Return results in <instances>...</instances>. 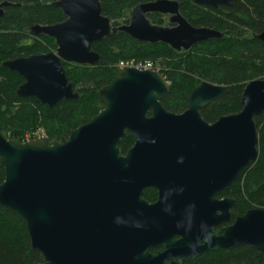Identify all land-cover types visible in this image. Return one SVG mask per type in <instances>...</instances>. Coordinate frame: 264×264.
Wrapping results in <instances>:
<instances>
[{
    "label": "water",
    "instance_id": "95a60500",
    "mask_svg": "<svg viewBox=\"0 0 264 264\" xmlns=\"http://www.w3.org/2000/svg\"><path fill=\"white\" fill-rule=\"evenodd\" d=\"M192 1L212 8L234 2ZM15 5L1 1L0 17ZM52 6L65 20L32 25L29 33L52 38L55 53L1 65L24 79L18 97H33L50 108L61 99L79 97L62 61L96 64L99 55L91 45L117 32L178 52L222 37L220 31L191 26L175 0L139 3L121 26H112L102 14L100 0H58ZM148 14L168 15L172 26L154 25ZM257 39L264 43V32ZM168 92L157 71L118 68L97 91L103 108L67 138L20 141L0 132V206L21 217L32 249L42 256L40 264H181L236 245L264 252V209L247 210L220 236L211 234L210 222L221 203L231 202L214 196L257 160L255 118L264 114V79L244 86L239 112L212 124L199 110L223 98L226 86L202 81L190 91L181 114L163 108ZM126 131L134 144L121 155L118 144ZM146 187L157 189L155 204L143 199ZM159 245L165 246L163 252H150Z\"/></svg>",
    "mask_w": 264,
    "mask_h": 264
},
{
    "label": "trees",
    "instance_id": "16d2710c",
    "mask_svg": "<svg viewBox=\"0 0 264 264\" xmlns=\"http://www.w3.org/2000/svg\"><path fill=\"white\" fill-rule=\"evenodd\" d=\"M9 1L18 6L6 7L0 17V132L8 139L26 141L39 129L49 139L66 138L71 130L86 123L102 108L97 91L112 80L120 62H150L168 82L169 92L161 103L174 113L185 109L190 91L202 81L226 86L223 98L200 110L202 118L209 123L239 112L244 86L254 79H264V43L255 36L264 31V0H234L232 6L216 10L191 0H176L192 26L216 28L224 32V37L178 52L162 43H143L117 32L92 44L101 54L99 65L64 66L66 77L78 89L79 97L61 99L49 108L33 97L18 98L15 90L22 79L1 65L16 57L47 52L42 43L53 46V39L45 35L30 37L29 28L35 24L53 25L65 17L59 8L52 6L58 0ZM149 1L153 0H100L101 12L113 26H118L128 22L134 6ZM149 18L152 23H162L159 16ZM255 125L257 160L246 168L230 191L237 201L238 215L252 208L264 209V114L255 118ZM131 142L127 135L121 139L120 149L124 151ZM3 177L0 163V183ZM150 193L146 192L148 199ZM41 262L42 256L32 249L21 217L0 206V264ZM183 264H264V252L236 245L206 252Z\"/></svg>",
    "mask_w": 264,
    "mask_h": 264
},
{
    "label": "flooded vegetation",
    "instance_id": "af4514ba",
    "mask_svg": "<svg viewBox=\"0 0 264 264\" xmlns=\"http://www.w3.org/2000/svg\"><path fill=\"white\" fill-rule=\"evenodd\" d=\"M176 1V0H175ZM192 1V0H191ZM178 2V1H177ZM193 2V1H192ZM194 3V2H193ZM234 3V2H233ZM195 4V3H194ZM197 5V4H196ZM200 6H205V5H200ZM206 7H209V6H206ZM220 7H222V8H224V7H227V6H218L217 8H212V7H209V8H212V9H218V8H220ZM230 7V6H229ZM179 12H180V14L182 15V13H181V11H180V4H179ZM150 15H156V16H159L160 18H161V24H156V23H152L151 21H150V18H149V16ZM182 17L188 22V20L182 15ZM147 18H148V20L152 23V24H154V25H161V26H172V24H170L169 23V16L168 15H159V14H148L147 15ZM64 20H65V18H64ZM62 22V21H61ZM128 22H129V18H128ZM128 22L127 23H125V24H128ZM59 23V22H58ZM111 23V22H110ZM189 23V22H188ZM125 24H121V25H125ZM190 24V23H189ZM111 25H112V23H111ZM121 25H118V26H121ZM191 25V24H190ZM113 26V25H112ZM192 26V25H191ZM194 27V26H193ZM201 27H205V26H201ZM195 28H200V27H195ZM205 28H210V29H214V30H217V31H220L221 33H222V37H224V32L223 31H221V30H218V29H216V28H212V27H205ZM262 32H264V31H262ZM262 32H260V33H262ZM260 33H258V34H260ZM258 34H256L255 36H256V38H257V35ZM30 37H34V36H30ZM221 37V38H222ZM37 38V37H36ZM220 38V39H221ZM52 39V38H51ZM210 40H219V39H210ZM210 40H207V41H210ZM207 41H205V42H207ZM29 43H31L30 41H29ZM53 43H54V45L53 46H49L50 44H47V43H45V42H43L42 43V45L43 46H45L46 48H47V52H43V53H40V54H31V55H28V56H21V57H16V58H13V59H9V60H6V61H10V60H14V59H18V58H26V57H30V56H36V55H43V54H49V53H55V51H56V48H57V46H56V43H55V41L53 40ZM201 43H203V42H201ZM198 44H200V43H198ZM196 45V44H195ZM195 45H193V46H195ZM92 46L93 45H91V50L93 51V52H95V53H97L98 55H99V61L96 63V64H94V65H92V66H89V65H80V66H88V67H95V66H97V65H99L100 64V62H101V54L98 52V51H96V50H94L93 48H92ZM192 46V47H193ZM191 47V48H192ZM190 48V49H191ZM181 51H183V50H181ZM188 51V50H187ZM120 64V63H119ZM119 64H118V68H124V67H119ZM73 65H77V64H74V63H70V62H65V61H62V66H63V69H64V66H73ZM9 71V70H8ZM152 71H157V70H152ZM9 72H11V71H9ZM64 72H65V69H64ZM158 72V71H157ZM11 73H15L16 75H18L16 72H11ZM65 75H66V73H65ZM19 76V75H18ZM20 77V76H19ZM21 79H22V82L18 85V86H20L23 82H24V79L22 78V77H20ZM67 78V77H66ZM164 78V77H163ZM68 80V79H67ZM166 81V80H165ZM69 83H71L70 81H68ZM167 82V81H166ZM110 83V82H109ZM108 83V84H109ZM168 83V82H167ZM71 85H72V83H71ZM107 85V84H106ZM106 85H104V86H106ZM18 86L16 87V89L18 88ZM104 86H102V87H104ZM72 88H73V90L74 91H76V92H78V89H76V88H74L73 87V85H72ZM101 88V87H100ZM99 88V89H100ZM98 89V90H99ZM79 94V93H78ZM15 95H16V90H15ZM17 96V95H16ZM18 97V96H17ZM18 98H21V97H18ZM30 98V97H29ZM59 102V101H58ZM57 102V103H58ZM45 105V104H44ZM47 106V105H46ZM163 106V105H162ZM54 107V106H53ZM50 108V107H49ZM102 108H103V105H102ZM101 108V109H102ZM164 108V107H163ZM100 109V110H101ZM165 109V108H164ZM202 109V108H201ZM200 109V110H201ZM99 110V111H100ZM166 110V109H165ZM186 110V107H185V109L183 110V111H181L180 113H174V112H171V111H168V110H166L167 112H170V113H174V114H181V113H183L184 111ZM199 110V111H200ZM96 115V114H95ZM200 115H201V113H200ZM227 116V115H226ZM146 117H151V112L149 111L147 114H146ZM202 117V116H201ZM222 117V116H221ZM203 119V118H202ZM219 119V118H218ZM218 119H216V120H218ZM204 120V119H203ZM215 120V121H216ZM89 121V120H88ZM87 121V122H88ZM205 121V120H204ZM214 121V122H215ZM214 122H211V123H209V122H207V123H209V124H212V123H214ZM69 135V134H68ZM130 136L131 137V139H132V142H131V144L129 145V147H127V149H125L124 151L123 150H121L120 149V146H119V144H118V147H119V151H120V154L121 155H125V153L133 146V144H134V136L132 135V133L131 132H129V131H126L125 132V135L121 138V139H123L124 137H126V136ZM42 136H45L43 133H42V135L41 136H36V137H32V138H29V139H26V140H31V139H35V138H37V137H42ZM68 137V136H67ZM66 137V138H67ZM65 138V137H64ZM121 139H120V141H121ZM120 141H119V143H120ZM235 183V182H234ZM234 183L232 184V186L228 189V190H226V191H223V192H218L215 196H214V199L215 200H217V201H224L225 199H228V200H230L231 202H229L228 203V205L226 204V203H224V204H220V208H218L217 210H216V213H215V215L213 216V218L210 220V222H211V234L212 235H215V236H220L222 233H223V231H224V229L225 228H227V227H229V226H231V225H233L234 224V222H235V220H236V218L238 217V216H241L242 214H244V213H240L239 215L237 214V210H236V207H237V201H236V199L231 195V193H230V191H231V189H232V187H233V185H234ZM151 191V193H150V199H148L147 197H146V192L147 191ZM143 199L148 203V204H155L156 202H157V200H158V191H157V189L156 188H154V187H146L145 189H144V192H143ZM215 218V219H214ZM214 220L215 221H217L216 223H214ZM194 229H196V227L195 226H192ZM205 230H208V226L206 225L205 226ZM176 240L178 239V237H176L175 238ZM164 249H165V246L164 245H159V246H155V247H152V248H150V252L151 253H153V254H157V253H159V252H163L164 251ZM213 252V251H212ZM204 253H206V252H204ZM204 253H202V254H204ZM202 254H198L197 256H196V258L197 257H199V256H201ZM195 258V259H196ZM195 259H190V258H185V259H183L182 261H181V264H183V262L184 261H186V260H195Z\"/></svg>",
    "mask_w": 264,
    "mask_h": 264
},
{
    "label": "built area",
    "instance_id": "2783aa9c",
    "mask_svg": "<svg viewBox=\"0 0 264 264\" xmlns=\"http://www.w3.org/2000/svg\"><path fill=\"white\" fill-rule=\"evenodd\" d=\"M119 67H134L137 68L139 70H157L154 69V66L147 61H134V60H130L127 62H120ZM36 137V136H34Z\"/></svg>",
    "mask_w": 264,
    "mask_h": 264
},
{
    "label": "rangeland",
    "instance_id": "374dc122",
    "mask_svg": "<svg viewBox=\"0 0 264 264\" xmlns=\"http://www.w3.org/2000/svg\"><path fill=\"white\" fill-rule=\"evenodd\" d=\"M43 133V130L42 129H39V130H36L34 133H33V136H41ZM26 137H29V135H26Z\"/></svg>",
    "mask_w": 264,
    "mask_h": 264
}]
</instances>
